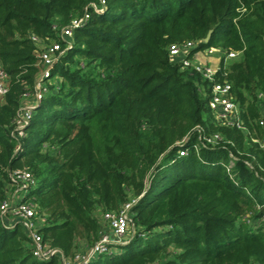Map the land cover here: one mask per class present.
<instances>
[{
  "label": "trees",
  "instance_id": "obj_1",
  "mask_svg": "<svg viewBox=\"0 0 264 264\" xmlns=\"http://www.w3.org/2000/svg\"><path fill=\"white\" fill-rule=\"evenodd\" d=\"M86 13L72 40L61 39ZM32 36L62 45L42 89ZM182 41L196 43L190 57L222 49L219 78L260 138L264 0H0L9 86L0 98V204L9 172L29 171L39 232L59 251L35 257L22 225L9 227L0 213V264H64L61 254L75 263L100 239V215L127 203L132 235L88 264H264V149L215 121L210 81L171 58ZM230 51L239 54L224 67ZM198 124L224 141L181 155Z\"/></svg>",
  "mask_w": 264,
  "mask_h": 264
},
{
  "label": "built area",
  "instance_id": "obj_2",
  "mask_svg": "<svg viewBox=\"0 0 264 264\" xmlns=\"http://www.w3.org/2000/svg\"><path fill=\"white\" fill-rule=\"evenodd\" d=\"M90 15L86 13L83 17L74 19L71 25L63 29L60 36L64 41L72 40L74 35V29L82 25L89 19ZM32 39L38 44L42 41L32 36ZM196 43L193 41H186L184 43H174L170 46V55L173 60L178 59L182 62L184 68H192L195 72L199 73L203 78L210 81V93H209V107L213 113L215 121L226 127L237 128L242 130L250 137V139L256 143H259L260 147L264 149V89L257 94V104L259 105V115L256 119L258 126L262 129V135L260 138L256 136L255 131L250 130L243 117L244 109L233 95V88L231 82L219 78V73L222 70L221 64L219 66H213L207 63H203L196 58V55L200 52L207 53L209 55L215 54L216 49L209 47L203 50H199L190 57L192 49H194ZM62 52V45L60 42L55 41L50 46L44 48L39 53L40 61L44 64L45 69L41 74L40 81L37 82V89H42L44 86V79L49 77V69L57 60V56ZM239 52L230 51L224 56V67L227 66L232 58L237 57ZM221 63V61H220ZM9 92L8 80L5 71L2 69L0 63V98L7 95ZM40 97V95H38ZM39 101V100H38ZM22 119L31 114L30 107L27 105L22 107L21 110ZM22 121H18V137L23 136L21 128L23 126ZM197 132V142L191 141L190 136L186 137L179 143V151L181 155H185L189 148L194 147L195 150L199 149V144L211 145L216 147L220 145L224 138L221 133L207 134L202 127L195 128ZM20 148V147H19ZM17 149V151L19 150ZM236 157L230 154L229 167L234 166ZM1 170V168H0ZM10 184L16 185L19 191H22V198L19 201L8 199L0 204V213L5 219H10L9 227H13L16 224H21L30 239L32 253L35 257L48 260L58 250L48 248L44 242L42 234L39 232L40 220L36 217V212L33 205L29 201L30 191L36 186V180L34 176L25 169H13L9 172ZM132 203H127L118 212H106L104 218L109 222L113 237L109 238L106 235L100 238L88 253L83 255H76V262L72 263L67 260L62 254V262L64 264H88L95 256L111 251L112 248L123 243V238L127 235L131 217L129 214Z\"/></svg>",
  "mask_w": 264,
  "mask_h": 264
},
{
  "label": "rangeland",
  "instance_id": "obj_3",
  "mask_svg": "<svg viewBox=\"0 0 264 264\" xmlns=\"http://www.w3.org/2000/svg\"><path fill=\"white\" fill-rule=\"evenodd\" d=\"M56 29H59V28L57 27ZM61 39H63V38L61 37ZM55 41L56 40H51L50 39V40H48L46 42L40 43L39 44L40 50L42 51L44 48L50 46ZM181 43H184V41L180 42V44ZM214 48L216 49L215 54L213 53L212 55H209L207 53L200 52V53H198L196 55V58L199 61L203 62V63H207V64H210V65H213V66H216V67L219 66L220 65V61H221V57H222V49L220 47H218V46L217 47H214ZM176 61H179V60L176 59ZM198 127L204 128V125L198 124L193 129L198 128ZM204 130L206 132V129L205 128H204ZM213 133H219V132H213ZM228 172H231V171L228 170ZM13 188L15 190L17 188V186L16 185L15 186L13 185ZM9 189H10V187H9ZM104 215H105V213L100 215V217H101V236H100V238H103L105 235L107 237H109V238H112L113 237V233H112L111 227L109 225V222L104 218ZM129 229H130V227H129ZM130 235H132V233L130 232V230H128L127 235L122 239L123 240V244L127 242V239H129Z\"/></svg>",
  "mask_w": 264,
  "mask_h": 264
},
{
  "label": "crops",
  "instance_id": "obj_4",
  "mask_svg": "<svg viewBox=\"0 0 264 264\" xmlns=\"http://www.w3.org/2000/svg\"><path fill=\"white\" fill-rule=\"evenodd\" d=\"M8 187H10L9 189V193H8V196L10 197V199H13L15 201H19L21 198H22V194L23 192L22 191H19L18 189H15L13 188V185L9 183ZM10 219L7 218V222H11L9 221Z\"/></svg>",
  "mask_w": 264,
  "mask_h": 264
},
{
  "label": "water",
  "instance_id": "obj_5",
  "mask_svg": "<svg viewBox=\"0 0 264 264\" xmlns=\"http://www.w3.org/2000/svg\"><path fill=\"white\" fill-rule=\"evenodd\" d=\"M212 33H213V29H211V30L208 32L206 38L204 39L205 42H208V41L210 40V38H211V36H212ZM122 244H123V243H122Z\"/></svg>",
  "mask_w": 264,
  "mask_h": 264
}]
</instances>
